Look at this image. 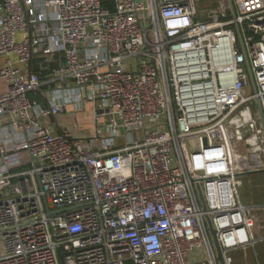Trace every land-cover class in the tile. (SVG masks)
<instances>
[{"label": "built area", "instance_id": "built-area-1", "mask_svg": "<svg viewBox=\"0 0 264 264\" xmlns=\"http://www.w3.org/2000/svg\"><path fill=\"white\" fill-rule=\"evenodd\" d=\"M216 6L0 0V264H235L264 242L237 183L264 174V0ZM68 104L88 134L46 125Z\"/></svg>", "mask_w": 264, "mask_h": 264}, {"label": "rangeland", "instance_id": "rangeland-1", "mask_svg": "<svg viewBox=\"0 0 264 264\" xmlns=\"http://www.w3.org/2000/svg\"><path fill=\"white\" fill-rule=\"evenodd\" d=\"M197 6L198 10L201 12V19H208L217 12L216 0H197ZM249 94V91L243 93L244 96H248ZM249 106L252 109L253 114L257 113L259 117L257 104L252 101L249 103ZM76 124L77 128L74 130V132L69 131L74 135H86L90 132V130H92V123L88 120H81ZM241 148L242 146L239 145L238 150L242 151L243 149ZM237 181L238 192L242 204L251 205L261 202L262 198L264 197V174L241 176L237 178ZM216 256L218 263L222 264V258L218 250ZM256 257L259 264H264V242L258 244L255 248V251L248 250L245 252V254H235L234 262L235 264H257Z\"/></svg>", "mask_w": 264, "mask_h": 264}, {"label": "crops", "instance_id": "crops-1", "mask_svg": "<svg viewBox=\"0 0 264 264\" xmlns=\"http://www.w3.org/2000/svg\"><path fill=\"white\" fill-rule=\"evenodd\" d=\"M31 70H34V72L40 73L42 76H45V72L41 71L40 66L38 62H34L30 68ZM37 69V70H36ZM4 85L0 84V91L4 89ZM62 93L57 94L56 96H60ZM30 98L36 99L35 96L31 95ZM43 104H46V101H41ZM89 108V109H88ZM88 111V112H86ZM91 116H92V108L90 106L85 107L81 111H77V106L73 104H68L66 107V111L64 114L57 116L53 118V120H48L46 122V125L50 128L54 129L56 128L57 131H60V129L64 128L68 131L74 132V130L77 128V122L81 120H88L91 122ZM55 132V131H54ZM257 204V203H254Z\"/></svg>", "mask_w": 264, "mask_h": 264}, {"label": "water", "instance_id": "water-1", "mask_svg": "<svg viewBox=\"0 0 264 264\" xmlns=\"http://www.w3.org/2000/svg\"><path fill=\"white\" fill-rule=\"evenodd\" d=\"M249 71V70H248ZM249 74H250V79H251V84L253 86V89L255 90V85H254V81H253V78L251 76V73L249 71ZM257 108H258V113H259V119H260V122H261V125H262V128L264 130V110L263 108L261 107L260 103L257 102ZM55 132H58L57 129L55 128L54 129ZM251 174H243V176H250Z\"/></svg>", "mask_w": 264, "mask_h": 264}, {"label": "trees", "instance_id": "trees-1", "mask_svg": "<svg viewBox=\"0 0 264 264\" xmlns=\"http://www.w3.org/2000/svg\"><path fill=\"white\" fill-rule=\"evenodd\" d=\"M37 70V69H36ZM34 71V70H33Z\"/></svg>", "mask_w": 264, "mask_h": 264}]
</instances>
